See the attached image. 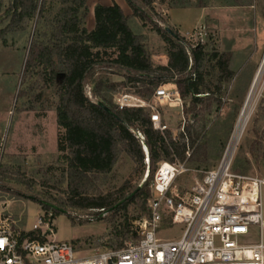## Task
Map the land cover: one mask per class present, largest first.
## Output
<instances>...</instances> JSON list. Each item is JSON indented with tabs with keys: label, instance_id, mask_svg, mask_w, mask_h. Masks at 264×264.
<instances>
[{
	"label": "rangeland",
	"instance_id": "rangeland-1",
	"mask_svg": "<svg viewBox=\"0 0 264 264\" xmlns=\"http://www.w3.org/2000/svg\"><path fill=\"white\" fill-rule=\"evenodd\" d=\"M133 1L138 4L141 2ZM237 1L243 5H232ZM87 2L92 5L91 0ZM176 4L186 5L193 10L186 14L177 13L184 20L186 28L192 26L183 31L185 44L202 45L209 53H221L229 49L233 55V75L222 83L221 90L216 93L221 98V105L217 107L213 104L204 136L199 140V143L208 144L209 156L198 161L185 160L188 170L177 177V189L182 192L191 187L205 170L218 163L255 78L257 82L246 111L245 129L234 155V170L264 176V0H152L154 18L163 27H172L167 9ZM9 5L10 0H0V27L9 21ZM46 5L48 9L41 19L43 23H47L45 21H49L61 6L57 0H46ZM200 5L205 7L200 8L199 18L194 9ZM130 22L133 29L139 30L140 26L131 14ZM33 29L34 18L24 19L7 35L6 44L0 41V142L3 143L0 216L2 224H9L20 231L31 230L37 219L51 209L43 202L58 205L60 200L67 197L66 162L62 158L63 152L57 148L58 138L63 133L56 123L55 112L60 77L50 84L40 67L23 74ZM147 30L150 32L149 36H145L146 49L161 59V54L167 53L168 46L149 25ZM217 72L215 60L211 59L206 63L205 80L212 89H215ZM100 77L120 81L114 80L118 79L115 76L97 70L95 78ZM166 85L169 89L175 86L172 83ZM131 91L123 89L116 92L113 99L118 93ZM146 101L157 107L172 135L182 130V110L168 107L153 96ZM182 101L183 105H187L188 99ZM251 146L260 147V152H252ZM145 169V163L143 167H136L123 152L118 156L112 171L96 179V185L89 195L102 194L118 198L122 194L119 188L126 181L132 186L145 182L142 181ZM99 209L68 206L67 212L59 213L51 209L55 238L72 243L79 255H89L113 249L110 246L114 238L111 231L114 227L128 223L130 232L123 239V245L136 241L134 223L146 215L139 201L129 203L125 210L116 213ZM88 216L94 218L90 220ZM5 217L9 219L4 221ZM180 231V225H170L169 220L164 218L158 235L176 238Z\"/></svg>",
	"mask_w": 264,
	"mask_h": 264
},
{
	"label": "trees",
	"instance_id": "trees-1",
	"mask_svg": "<svg viewBox=\"0 0 264 264\" xmlns=\"http://www.w3.org/2000/svg\"><path fill=\"white\" fill-rule=\"evenodd\" d=\"M86 1L57 0L61 6L49 21H45L47 23H43L41 19L48 9L46 0H10L7 8L10 18L0 27V41L6 44L7 35L22 20L34 18L23 74L40 67L50 84L60 77L55 112L56 123L63 133L58 138L57 148L63 152L66 162L67 197L55 205V212H67L69 206L103 208L116 213L125 210L129 203L139 201L147 216L149 184L158 161H198L209 156L208 144L199 143V140L204 136L213 104L221 105L216 93L233 75V55L229 49L209 53L202 45L185 44L176 29L169 27L171 33L166 29L168 26L163 27L155 20L152 0H141L140 4L126 0L132 10L131 16L137 17L143 26L149 25L168 46L167 62L154 63L145 46V35L132 28L130 15H125L117 3L95 4L94 27L88 30L84 26L88 14ZM232 5L243 3L237 1ZM47 27L49 29H45ZM211 59L218 68L215 89L205 80L206 63ZM97 70L120 75L123 79L95 78ZM167 83L176 86L182 100L188 99L187 105L182 107V130L176 135L168 128L163 132L155 129L146 109L119 108L113 102L114 93L123 89L132 90L144 100L149 99L159 85ZM135 129L145 136L149 152L148 178L139 188L126 181L119 188L122 194L115 199L110 195H89L96 179L112 171L121 153L127 154L136 167H143V153L134 136ZM260 149L251 146L252 152H260ZM129 232L128 223L114 227L110 246L113 249L122 247Z\"/></svg>",
	"mask_w": 264,
	"mask_h": 264
},
{
	"label": "built area",
	"instance_id": "built-area-1",
	"mask_svg": "<svg viewBox=\"0 0 264 264\" xmlns=\"http://www.w3.org/2000/svg\"><path fill=\"white\" fill-rule=\"evenodd\" d=\"M153 98L182 110L175 86L159 85ZM113 102L119 108L142 107L155 129H167L157 107L137 95L118 93ZM245 125L236 120L218 163L182 192L175 181L188 170L186 161L157 162L147 200L149 213L134 223L136 241L79 255L72 243L55 238L50 207L29 231L2 224L0 216V264H264V176L234 170V155ZM133 133L142 149L145 181L149 152L143 132L135 129ZM2 152L0 142V173ZM164 218L170 225H180L178 237L158 235Z\"/></svg>",
	"mask_w": 264,
	"mask_h": 264
},
{
	"label": "crops",
	"instance_id": "crops-1",
	"mask_svg": "<svg viewBox=\"0 0 264 264\" xmlns=\"http://www.w3.org/2000/svg\"><path fill=\"white\" fill-rule=\"evenodd\" d=\"M87 1H90V0H87ZM86 1V4H87V8H88V14L86 16V18L84 19V26L88 29V30H91L93 27H94V6L95 4L97 3H100V4H103V5H110L112 2H115L117 3L120 8L122 9L123 13L125 15H130L132 13V10L131 8L129 7L128 3L126 2V0H91L92 1V5H90L88 2ZM200 8H203V7H199L198 9H194L195 12H197V16L200 18ZM193 10H191L190 8L188 7H172V8H169L167 9V13L169 14L170 16V19H169V23L172 27H176L178 28V32L181 34V35H184V30H188L190 29L191 27L189 28H186L184 26V20H182V18H180V16H178L177 13H188V12H191ZM137 24L140 26L139 30H136L137 32L141 33V34H144L145 36H149L148 33L150 31L147 30V26H143L142 25V22L138 19H136V17H134ZM163 53V52H161ZM160 53V54H161ZM162 55V58L161 59H157L158 58V55L157 54H151V58L153 60L154 63H161V64H165L167 62V57H166V54H161ZM111 76H115L116 78L118 79H114V80H122V76L120 75H116V74H109Z\"/></svg>",
	"mask_w": 264,
	"mask_h": 264
},
{
	"label": "bare ground",
	"instance_id": "bare-ground-1",
	"mask_svg": "<svg viewBox=\"0 0 264 264\" xmlns=\"http://www.w3.org/2000/svg\"><path fill=\"white\" fill-rule=\"evenodd\" d=\"M264 61V60H263ZM256 82H257V78H255V82H254V85H253V87H252V89H251V91H250V94H249V96H248V98H247V100H246V102H245V104H244V106H243V108H242V111H241V113H240V115H239V121L240 122H242L243 124H245L246 123V118H247V116H246V111H247V108H248V106H249V104H250V97H251V95H252V91H253V88H254V86H255V84H256Z\"/></svg>",
	"mask_w": 264,
	"mask_h": 264
},
{
	"label": "water",
	"instance_id": "water-1",
	"mask_svg": "<svg viewBox=\"0 0 264 264\" xmlns=\"http://www.w3.org/2000/svg\"><path fill=\"white\" fill-rule=\"evenodd\" d=\"M166 29L172 33V31H171V29H170L169 27H166ZM263 60H264V59H263ZM260 68H261V66H260ZM100 105H101L106 111L111 112L110 109H109L108 107L104 106L102 103H100ZM140 186H141V185H138V188H139ZM132 194H133V193H131V195H132ZM122 201H123V200H121V201H119V202H122ZM43 203L46 204V205H48L49 207H51V208H53V209L56 208L55 205H52V204H50V203H46V202H43Z\"/></svg>",
	"mask_w": 264,
	"mask_h": 264
}]
</instances>
